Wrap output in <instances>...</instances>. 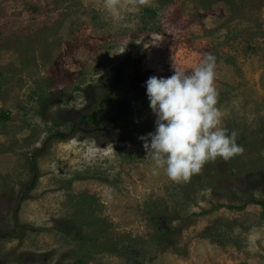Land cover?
<instances>
[{"label": "rangeland", "instance_id": "374dc122", "mask_svg": "<svg viewBox=\"0 0 264 264\" xmlns=\"http://www.w3.org/2000/svg\"><path fill=\"white\" fill-rule=\"evenodd\" d=\"M208 54L244 152L172 181L146 81ZM0 264H264V0H0Z\"/></svg>", "mask_w": 264, "mask_h": 264}, {"label": "clouds", "instance_id": "9594fccd", "mask_svg": "<svg viewBox=\"0 0 264 264\" xmlns=\"http://www.w3.org/2000/svg\"><path fill=\"white\" fill-rule=\"evenodd\" d=\"M216 58L208 54L189 73L175 68L170 77L146 81L155 130L140 139L151 154L154 172L163 169L172 181H187L209 160L242 154L236 133L228 134L217 107Z\"/></svg>", "mask_w": 264, "mask_h": 264}, {"label": "trees", "instance_id": "16d2710c", "mask_svg": "<svg viewBox=\"0 0 264 264\" xmlns=\"http://www.w3.org/2000/svg\"><path fill=\"white\" fill-rule=\"evenodd\" d=\"M108 101H111L110 99H108ZM106 104H107V102L105 103L104 102V100H102L101 102H100V107H101V109H100V111H103L105 108H106ZM105 111V110H104ZM106 112V111H105ZM89 118H90V120L92 121V120H94V118H95V114H92V115H89L88 116ZM37 176V175H36ZM37 177L32 181V183L28 186V188H33L34 186H35V184H36V182H37ZM260 203H262V202H260ZM15 233V232H14ZM6 235V234H5Z\"/></svg>", "mask_w": 264, "mask_h": 264}]
</instances>
